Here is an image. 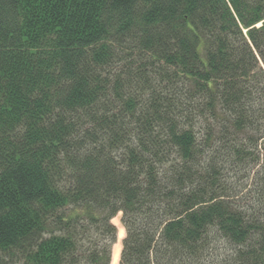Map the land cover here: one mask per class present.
<instances>
[{"label": "trees", "instance_id": "16d2710c", "mask_svg": "<svg viewBox=\"0 0 264 264\" xmlns=\"http://www.w3.org/2000/svg\"><path fill=\"white\" fill-rule=\"evenodd\" d=\"M264 264V0H0V264Z\"/></svg>", "mask_w": 264, "mask_h": 264}, {"label": "bare ground", "instance_id": "6f19581e", "mask_svg": "<svg viewBox=\"0 0 264 264\" xmlns=\"http://www.w3.org/2000/svg\"><path fill=\"white\" fill-rule=\"evenodd\" d=\"M113 222L117 225H120L119 222H118V219L117 218H113ZM119 237L122 236L124 234V230H123V227L121 226L119 228ZM120 243H116L114 246H113V253H112V262L111 264H116L117 262V259H118V256H119V252H120Z\"/></svg>", "mask_w": 264, "mask_h": 264}, {"label": "rangeland", "instance_id": "374dc122", "mask_svg": "<svg viewBox=\"0 0 264 264\" xmlns=\"http://www.w3.org/2000/svg\"><path fill=\"white\" fill-rule=\"evenodd\" d=\"M114 218H117V219H118V222H119V224H120V225H117V224H116V226H117V230H118V231H117V240H116L115 244L119 242L120 245H121L122 237L124 236V234H123L122 236L119 237V230H120L119 228L122 226V224H121V222H120V214H117ZM122 227H123V226H122ZM123 230H124V228H123ZM115 244H114V245H115ZM120 250H121V247H120ZM119 254H120V252H119ZM118 260H119V256H118V259H117L116 264H118ZM111 262H112V260H111Z\"/></svg>", "mask_w": 264, "mask_h": 264}]
</instances>
